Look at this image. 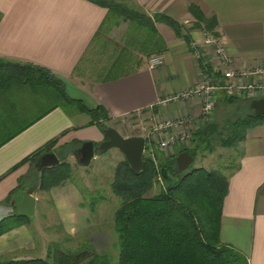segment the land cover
Instances as JSON below:
<instances>
[{
    "label": "crops",
    "instance_id": "crops-1",
    "mask_svg": "<svg viewBox=\"0 0 264 264\" xmlns=\"http://www.w3.org/2000/svg\"><path fill=\"white\" fill-rule=\"evenodd\" d=\"M129 1L150 16L163 13L182 25V35H178L166 22H156L166 43L161 65L150 67V55L136 46L128 32L127 44L117 45L118 51L110 61L92 67L103 76L93 80L80 72L88 51L101 35L107 41L114 36L110 32H117L113 27L119 28L105 27L97 36L108 9L91 0H0V60L47 67L65 83L70 96L83 100L90 108L104 107L109 117L105 125L113 127L115 120L144 111L156 119L162 116L204 123L199 97L172 98L202 81L197 52L217 66L213 49L205 44L204 29L193 28L195 18L189 11L192 4L206 17L217 20L215 33L224 43L232 67L248 73L264 66V0ZM105 55L102 51L98 57ZM121 56L118 68L124 74L103 79ZM251 79L246 76L244 81ZM47 106L44 94L29 85L0 86V206L18 205L25 192L36 199L34 216L0 235L1 259L48 258L52 239L45 232L50 233L51 221L58 218L71 234L77 231L72 219L80 218L81 223L84 220L82 192L72 181L51 187L48 195L38 182L34 190L30 173L35 161L30 156L57 138L50 150L63 148L64 153L70 149L66 161L74 167L79 165L75 150L85 141L98 145L106 137L103 129L92 122L90 113L68 114L58 107L45 115ZM147 142L152 146L156 141L150 138ZM241 146L238 166L228 174L221 239L245 253L250 264H264V125L249 129ZM157 148L166 153V158L179 153L174 148L151 147L150 154L157 153ZM39 203L44 208L41 212ZM35 218L39 227H46L42 235L36 229ZM45 250L46 257L41 256Z\"/></svg>",
    "mask_w": 264,
    "mask_h": 264
},
{
    "label": "trees",
    "instance_id": "trees-1",
    "mask_svg": "<svg viewBox=\"0 0 264 264\" xmlns=\"http://www.w3.org/2000/svg\"><path fill=\"white\" fill-rule=\"evenodd\" d=\"M91 1L108 9L97 36L105 27L120 25L122 21L129 19V35L134 38L136 46L150 57L163 55L161 52L166 48V43L156 28V22H166L178 35H182V25L175 18L163 13L150 16L134 3L129 4V0ZM189 11L195 18L193 28L216 34L215 18L206 17L194 4L190 5ZM120 59L122 56L116 59L114 68L112 66L103 79L109 80L124 74L118 68ZM6 83L29 85L36 92H42L48 105L45 115L58 107L68 114L88 112L93 123L102 129L106 127L105 121L109 117L104 107L90 108L83 100L70 96L65 83L47 67L2 59L0 86H5ZM225 100L231 102L234 98L227 97ZM41 117L42 115L39 116ZM209 122L195 133L198 144L208 139L211 141L214 134H221L219 124L213 120ZM263 124L264 115L257 117L254 112L237 117L234 122H229L231 128L223 137L224 145L232 146L244 141L249 129ZM56 141L57 138L49 141L30 157L38 158L43 155V151L51 152L50 148ZM195 153L197 152L192 155ZM177 155L167 158L161 164H156L157 161L152 156L144 155L145 169L140 173H134L126 159L119 162L115 170L116 180L112 183L114 192L120 196L122 202L116 210L114 221L117 261H111L108 254H100L92 247H84L74 253L59 247L52 250L51 246L52 260L50 257L9 260L0 258V264H82L84 261L87 264H250L245 253L221 239L229 176L221 169H208L203 166L180 171ZM71 166L64 159L57 166L42 169L39 188L47 190L62 183L70 177ZM160 176L164 178L167 186L158 194L148 195ZM28 219L18 215L6 218L0 222V235Z\"/></svg>",
    "mask_w": 264,
    "mask_h": 264
},
{
    "label": "rangeland",
    "instance_id": "rangeland-1",
    "mask_svg": "<svg viewBox=\"0 0 264 264\" xmlns=\"http://www.w3.org/2000/svg\"><path fill=\"white\" fill-rule=\"evenodd\" d=\"M128 3L131 4V2ZM129 26L130 20L127 19L124 20L121 25L117 26L119 28L113 27V30L117 32H110L111 35L113 34L114 36H112V38H108L107 41H105L106 36L101 35L91 50L88 51V54L80 66V72L88 74V77L93 80L99 76H103V74L96 73L92 69L95 66H98L99 63L105 64V61H110L118 51V46L123 45V43L127 44L126 36L129 32ZM102 51L106 53V55L102 56V58H99L98 55ZM107 54L109 55V58ZM215 61H217L216 58ZM90 67L91 69H89ZM229 67L235 73L234 78L239 76V79L244 80L246 76H252V79L246 83H253L254 88L251 90H243V92L235 93H228L227 90L223 89L221 92L216 94L217 102L211 120L219 124V132H221V134H214L211 141L208 139L206 142L198 144V138L195 137V133L198 131V129L204 127L206 123H210L209 121L211 120L206 119H204V123L199 122V120L196 122V120L193 119H190V121L187 122L181 120V123H179L180 121L162 118V116L156 119L155 117H152L150 113H146L144 111L138 115L135 114L115 120L113 122V124H115L114 126H116L115 128H117L120 133L126 137L134 135L145 137L148 135L147 139L150 140L151 138L156 141L153 142L154 145L152 146L149 144V142H147V148L144 152L145 156L149 155L155 158L157 160L156 164H161L167 159L165 157L166 153L157 148V153L154 152L150 154L149 149H151V147H159L162 149L161 144L162 141L166 139V137L175 134L183 135L184 132H187L186 136H181V138L176 139L175 145L177 147L176 149L180 153L186 148L190 149L188 151H190L189 153L191 154L197 152L194 155L195 161L190 166V168L203 166L208 169H221L226 175L230 174L235 170V167L238 166L242 153V146L241 142L232 146H225L223 143V137L228 134L231 128V126H229V122H234L237 117H244L248 113L254 112V110L251 108L252 100L264 97V74L258 72V69H264V66L255 69L254 71H249L246 73V75H242L244 72L232 67L231 64ZM240 74L244 77L240 78ZM262 75L263 79L259 80ZM234 78L232 80H234ZM203 80L204 74L201 82H203ZM201 82L199 84H201ZM227 97H233L234 100L231 102L227 101L225 100ZM167 121H172L175 123V125L173 124L170 128H167L165 127V123ZM69 150L70 149H67L63 153V148H60V152L57 150L56 153L61 160H64L66 157H68L66 154L69 152ZM96 155L97 158H95L88 167H82L77 164H75L74 167L71 166L70 177L58 184L59 186H62L72 181V183L76 184L82 192L84 202L81 206L86 209V212H83V223L78 222L80 221V218H73L74 220L72 219V226L75 225L77 231L67 234V232L64 230L63 223L58 222V218H54L51 221L53 224H49V226H51L49 229L50 233L44 232L47 236L50 234L49 237L52 239L50 244L52 246V250L59 247L63 250L76 253L80 250H83L84 247H92L100 254H108L112 259L111 261H117L118 249L115 246L117 235L115 232L114 221L116 210L120 208L122 202L120 196L114 192L112 183L116 180L115 170L119 165V162L125 160L126 157L118 148L110 149L104 154L97 153ZM159 155H162V158ZM32 159H34L35 163L33 164V170L32 173H30V178L33 181L32 187H35L34 190H37L38 186L35 184L40 182L41 156L38 158L33 157ZM161 159H163V161ZM166 186L167 183L165 182L164 178L160 176L155 180L154 186L148 192V195L152 196L158 194L161 189L165 188ZM50 189L51 188L45 190V193H47L46 195H48V191ZM49 199L50 198L47 197L46 201L53 205ZM38 209H40V212L44 209L42 203H39ZM34 221L36 229L42 235L43 230H45L46 227H39V220L37 218H35ZM41 256L46 257V250ZM38 257H40V255ZM2 260L5 259L2 258ZM82 264H87V261H84Z\"/></svg>",
    "mask_w": 264,
    "mask_h": 264
},
{
    "label": "water",
    "instance_id": "water-1",
    "mask_svg": "<svg viewBox=\"0 0 264 264\" xmlns=\"http://www.w3.org/2000/svg\"><path fill=\"white\" fill-rule=\"evenodd\" d=\"M251 108L257 117L264 115V97L252 100ZM106 137L104 141L96 146L93 141H85L80 148L75 150V155L80 166L88 167L97 153L104 154L110 149H120L126 157L131 170L140 173L145 169L144 152L147 147V139L144 136H123L120 131L113 126H106L103 129ZM195 157L185 150L177 155V163L180 171H186L194 163ZM61 163V159L56 152L44 153L40 161V170L54 167ZM35 197L25 192L22 201L16 206H0V222L15 215L31 218L35 214Z\"/></svg>",
    "mask_w": 264,
    "mask_h": 264
},
{
    "label": "built area",
    "instance_id": "built-area-1",
    "mask_svg": "<svg viewBox=\"0 0 264 264\" xmlns=\"http://www.w3.org/2000/svg\"><path fill=\"white\" fill-rule=\"evenodd\" d=\"M205 32V44L213 49L214 56L216 58L217 66H212L211 61L208 57H204L200 52L196 53V57L201 59V69L204 74V80L201 84L192 87L188 90L182 91L174 95L173 99L189 98L197 96L202 102V115L204 119L211 120L215 110L217 101L216 94L221 92L223 89L227 90L228 93L243 92V90H251L254 88L253 83H246L243 79L234 78L235 73L229 67L232 65V59L226 53L225 45L219 36L204 30ZM163 63V55H152L149 58L150 67H155ZM242 75H246L247 72L243 71ZM258 72L264 74V69H258ZM240 74V78L244 77ZM234 78V80H232ZM261 87V86H260ZM179 121V120H177ZM181 123V121L179 122ZM175 125L172 121H167L165 127L170 128ZM178 124V123H177ZM187 132L183 135H170L162 141V148L176 149V139L181 136H186Z\"/></svg>",
    "mask_w": 264,
    "mask_h": 264
},
{
    "label": "flooded vegetation",
    "instance_id": "flooded-vegetation-1",
    "mask_svg": "<svg viewBox=\"0 0 264 264\" xmlns=\"http://www.w3.org/2000/svg\"><path fill=\"white\" fill-rule=\"evenodd\" d=\"M96 146H97V144H96Z\"/></svg>",
    "mask_w": 264,
    "mask_h": 264
}]
</instances>
